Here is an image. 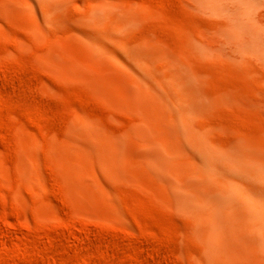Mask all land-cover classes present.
<instances>
[{
    "label": "rangeland",
    "instance_id": "1",
    "mask_svg": "<svg viewBox=\"0 0 264 264\" xmlns=\"http://www.w3.org/2000/svg\"><path fill=\"white\" fill-rule=\"evenodd\" d=\"M223 1L0 0V264H264L221 204L264 202V0Z\"/></svg>",
    "mask_w": 264,
    "mask_h": 264
},
{
    "label": "bare ground",
    "instance_id": "2",
    "mask_svg": "<svg viewBox=\"0 0 264 264\" xmlns=\"http://www.w3.org/2000/svg\"><path fill=\"white\" fill-rule=\"evenodd\" d=\"M222 1V0H221ZM224 1H230V2H233V1H231V0H224ZM224 1L223 2H221V4H223L224 3ZM236 1V0H235ZM240 1H242V0H240ZM244 1V0H243ZM242 1V2H243ZM255 1V0H254ZM254 1H249L248 0V2L247 1H245V2H243V3H245L242 7H241V5H240V3L241 2H239L238 0L235 2L236 4L239 2V4H237L238 6H235V7H237L236 9H242V8H244V6L248 3L249 4V2L250 3H254ZM258 1V0H257ZM256 1V3H259V2H257ZM242 3V4H243ZM256 3H254V4H256ZM216 4H217V1H216ZM218 4L220 5V2L218 1ZM217 4V5H218ZM228 4H230V3H228ZM225 5V4H224ZM231 5H229V7H230ZM233 5L231 6V7H234ZM248 7H249V5H247ZM239 7H241V8H239ZM246 7V6H245ZM217 9V8H216ZM218 9H219V7H218ZM222 9V8H221ZM234 9V8H233ZM232 8H231V10H233ZM236 9H235V12H234V10L232 11V12H234L233 14L235 15H233L234 17H237L236 16V14L237 15H239V12H238V10H237V12H236ZM250 9V8H249ZM252 9V8H251ZM250 9V10H251ZM239 10V11H240ZM247 11H249L250 12V10H248V9H246ZM246 10L244 9H242V13H240V14H242V15H239V16H245L244 18L242 17H240L239 18V16L237 17L238 18V21H236V22H240V19H246V15H250L249 14V12H248V14H247V12H246ZM221 11H223V10H221ZM228 11H229V8H228ZM228 13V12H227ZM225 14V13H224ZM227 15V14H226ZM229 15V14H228ZM232 15V14H231ZM230 15V16H231ZM233 16H231L234 20L236 19V18H234ZM250 17V16H249ZM251 17H253V14H252V16ZM250 17V18H251ZM252 19V18H251ZM237 20V19H236ZM245 21V20H244ZM235 22V21H234ZM234 23V24H237V23ZM245 23H250V21L248 20V21H246ZM251 23H253V21L251 22ZM250 23V24H251ZM80 24V23H79ZM230 24H231V22H230ZM230 24H228V27H229V25ZM254 24V23H253ZM232 25H233V23H232ZM245 24L243 23V25H241V26H243V28L245 27V29L247 28V30H246V32L248 31V29L251 27V26H253L252 24H251V26L250 25H247L246 24V26H244ZM84 26V25H83ZM82 26V27H83ZM235 26V29H237L236 28V25H234ZM238 26H239V24H238ZM250 26V27H249ZM230 27H232V26H230ZM249 27V28H248ZM91 28V27H90ZM227 29V28H226ZM230 29V28H229ZM232 29H234V28H232ZM232 29H231V31H232ZM241 29V30H240ZM245 29H244V31H245ZM238 30H240L241 31V33L243 32L242 30V28L241 27H239V29ZM237 30V31H238ZM84 31V30H83ZM234 31V30H233ZM236 31V32H237ZM235 32V31H234ZM232 33V32H231ZM240 33V32H239ZM240 33V34H241ZM247 33H250L249 31L247 32ZM238 34V33H237ZM244 34H245V32H244ZM90 36V35H89ZM244 36H246V35H244ZM247 37V36H246ZM251 37V36H250ZM85 39V38H84ZM109 40V39H108ZM110 41V40H109ZM90 44V43H89ZM124 46V45H123ZM123 50V49H122ZM144 56V55H143ZM132 68V67H131ZM141 75L143 76V77H147L148 75H149V72H148V70L147 71H145V70H143L142 72H141ZM141 77V76H140ZM144 83V82H143ZM152 87V86H151ZM154 88V87H153ZM175 89V88H174ZM151 91V90H150ZM155 91V90H154ZM169 91H171V88L169 89ZM156 92V91H155ZM171 93V92H170ZM158 94V93H157ZM158 96H159V94H158ZM175 129V128H174ZM178 129V128H177ZM185 132V131H184ZM193 139V138H192ZM191 141V140H190ZM194 141V140H193ZM192 142V141H191ZM190 144H192V143H190ZM194 145V144H193ZM192 148V147H191ZM198 149H199V147H198ZM201 149L202 148H200L199 149V152H201ZM204 149V148H203ZM209 151V150H208ZM207 151V152H208ZM203 152V151H202ZM216 153V152H215ZM209 154V153H208ZM225 154V153H224ZM204 155V154H203ZM216 155V154H215ZM200 156V155H199ZM207 156V155H206ZM158 157V156H157ZM203 157V156H202ZM215 157V156H214ZM226 157V156H225ZM154 158V160H155V158L156 157H153ZM152 158V159H153ZM204 158V157H203ZM221 158V157H220ZM213 159H215L216 160V158H213ZM160 160V159H159ZM218 161H219V159H218ZM210 162H212V161H210ZM164 163V162H163ZM219 163H220V161H219ZM219 163L217 162V164L219 165ZM162 164V163H161ZM204 164V163H203ZM211 164V166L213 165L212 163H210ZM220 164H222V163H220ZM196 165V164H195ZM214 165H216V162L214 163ZM223 165V164H222ZM206 166V164L204 165V167ZM159 167V166H158ZM216 167L217 166H215V167H212V170L213 171H215V173H216ZM227 167V166H226ZM207 168V167H206ZM159 169V168H158ZM162 169V168H161ZM200 169V168H199ZM205 169V168H204ZM203 170V169H202ZM201 170V171H202ZM206 170V169H205ZM207 171H209V170H207ZM213 171L211 172V173H213ZM259 172V171H258ZM204 173H205V171H204ZM218 173H219V170H218ZM202 174V173H201ZM209 174V173H208ZM220 174V173H219ZM219 174H217V176L219 175ZM223 174V173H222ZM222 174H220V175H222ZM225 174V173H224ZM206 175V174H205ZM207 176V175H206ZM214 176H216L215 174L213 175V177L211 176L210 178L211 179H216L217 180V177H214ZM248 176H249V174H248ZM251 176V175H250ZM209 177V176H208ZM219 177V176H218ZM222 177V176H221ZM252 177H254V176H252ZM252 177H250V179L252 178ZM256 177V176H255ZM207 178V177H206ZM254 179V178H253ZM226 180H230V178H228V179H226ZM207 181V180H206ZM218 182V181H217ZM220 183V182H219ZM231 183H233V180L231 181ZM222 184V183H221ZM223 185V184H222ZM234 185V184H233ZM216 186V185H215ZM218 186V185H217ZM225 186H230V185H225ZM239 186V185H238ZM241 186V185H240ZM179 187V186H178ZM223 187V186H222ZM256 188V187H255ZM176 190L177 191H180L179 189H177L176 188ZM215 190V189H214ZM217 190V189H216ZM257 190H258V188H257ZM256 190V191H257ZM247 191V190H246ZM260 190H258V192H259ZM250 192H252V191H250ZM238 190L236 189V188H233V187H230V188H228V189H226L225 188V190H222V193H221V204L222 205H224L225 207L227 206L228 208H231L232 206H234V205H236V206H239L241 209V211L240 210H238V212H237V214L239 213V211H240V214H241V216L243 217V218H241V220L242 219H244V221H246V222H248L255 230H257V231H259L260 230V227H261V225H263L264 223H262L263 221H264V202H261V199H262V197H261V199L259 198V197H257V196H253V197H251L249 194H246V193H244V199H247V201L249 200L250 202L249 203H251V205L254 207L253 209H250V208H245V207H242L241 205H240V203L238 202L239 200H237V196H238ZM241 193V192H240ZM216 195H218V194H216ZM183 196H185V195H183ZM182 197V196H181ZM180 197V198H181ZM215 197V196H214ZM247 197V198H246ZM256 197V198H255ZM185 198H188V200H187V202H185V200H183L185 203H186V205H189L190 203H188L189 201H190V199H189V197H185ZM213 198V197H212ZM217 198V197H216ZM182 199H184V198H182ZM185 203L184 204H182L183 206L185 205ZM188 203V204H187ZM202 204V203H201ZM207 204V203H206ZM185 205V206H186ZM251 206V207H252ZM234 209V208H233ZM221 210V209H220ZM219 210V211H220ZM223 210V209H222ZM235 210H237V209H234V211ZM234 214L236 213V212H233ZM212 217H214L213 215H211ZM218 216H219V214H218ZM234 216H232V219H235V218H233ZM232 219H230V221L232 220ZM223 220V219H222ZM229 221V220H228ZM205 222V221H204ZM245 222V223H246ZM218 224V223H217ZM248 224V225H249ZM214 225V224H213ZM249 228H251L250 226H249ZM216 229H217V227H216ZM209 231H211V229H209ZM262 231V230H261ZM264 231V230H263ZM210 235H211V233H210ZM209 235V236H210ZM262 235H263V233H262ZM262 235H260L259 234V236H258V233H257V236L259 237V239L264 243V236H262ZM212 237V236H211ZM211 240V239H210Z\"/></svg>",
    "mask_w": 264,
    "mask_h": 264
}]
</instances>
